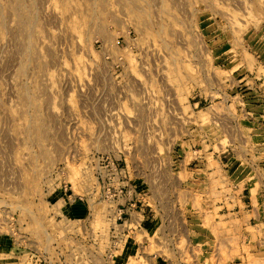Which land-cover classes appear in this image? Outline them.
I'll use <instances>...</instances> for the list:
<instances>
[{"label":"rangeland","instance_id":"obj_1","mask_svg":"<svg viewBox=\"0 0 264 264\" xmlns=\"http://www.w3.org/2000/svg\"><path fill=\"white\" fill-rule=\"evenodd\" d=\"M262 101L264 0H0V264H194Z\"/></svg>","mask_w":264,"mask_h":264},{"label":"crops","instance_id":"obj_2","mask_svg":"<svg viewBox=\"0 0 264 264\" xmlns=\"http://www.w3.org/2000/svg\"><path fill=\"white\" fill-rule=\"evenodd\" d=\"M262 104L261 107L257 106L260 108L259 111L251 114L252 117L254 116L251 120L257 122L255 125L258 133L257 143H254V133H252L251 136L247 137L248 140L244 149V155L241 154L243 159H235L230 164L232 167L233 165L235 167V170L232 172L233 177L231 178V189H233L232 198L236 200V203L238 202V205L234 204L233 206H229V211L226 214L229 215V221H225L223 224V214L217 212L213 214L215 217L214 221L208 226L205 223L191 224L189 215L193 214L191 210L194 208L191 206V203L193 204L195 196L201 197L203 204L205 202L202 198L205 194L199 189H194L195 182H197V188L204 186L203 178L194 176L196 179L192 178L186 181L182 190L179 189V186L173 187L167 194V197L165 196V205L169 207L166 213L170 210L169 203L172 202L171 211H173V203L174 205L179 204L177 201L179 191V195L183 196L181 200L182 207H184L183 211H186L189 222L188 226L183 227L184 240L187 242V247H189L188 256L194 259V264H223L221 258L222 248L226 247L228 249L227 255L235 254L238 245L243 248L252 242V238L256 242L254 246L259 249L261 248V252H257L255 255L263 256L264 254V101H262ZM255 153L257 154L256 157ZM239 169L245 171L247 174L238 177ZM241 190L246 193L243 197L240 196V193H242ZM253 191L254 196L251 197ZM171 194L174 197L173 200L170 199ZM228 198L233 203V200L230 197ZM242 198L243 200H241ZM245 200H248V202ZM203 204L198 206V211L203 210V208H200L203 207ZM238 216L241 217L239 220L240 224L237 222ZM164 217L165 220L168 218L166 214ZM232 217H235L234 221ZM170 230L174 234L178 231L176 227H173V229L170 228ZM193 252L196 253V256L193 255ZM212 258L213 263L210 262ZM236 263V259L224 262V264Z\"/></svg>","mask_w":264,"mask_h":264}]
</instances>
